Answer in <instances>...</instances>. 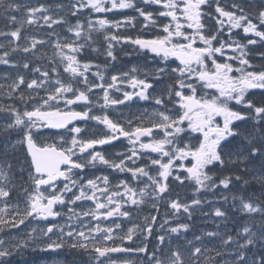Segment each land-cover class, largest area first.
I'll use <instances>...</instances> for the list:
<instances>
[{
	"label": "snow or ice",
	"instance_id": "1",
	"mask_svg": "<svg viewBox=\"0 0 264 264\" xmlns=\"http://www.w3.org/2000/svg\"><path fill=\"white\" fill-rule=\"evenodd\" d=\"M142 3L144 7L133 0H69L67 6L57 5L77 18L71 24L43 4L0 0V16L7 22L0 28V65L13 70L0 76V264H15V258L28 249L59 255L66 248L87 257L81 264H129L115 255L128 253L143 254V264H264V65L257 69L247 58L245 45L233 40V31L242 30L245 37L259 38L247 39L248 45L264 42V0ZM22 8L26 14L18 19L15 13ZM125 9L138 12L143 28L155 26L160 34L133 39L111 31L126 28L132 17L81 23L85 10L90 16ZM156 17L166 22L157 23ZM209 20L215 21L214 28ZM57 24H67L72 35L54 42L25 35V25L53 29ZM93 32L103 34L104 54L110 61L117 60L114 49L122 43L143 52L144 65L118 71L109 82L99 65L78 58L85 48L98 51L92 47ZM47 35L53 36L54 30ZM224 35L232 42L225 41ZM44 45H51V56L41 55ZM225 48L233 55H226ZM259 55L264 61V52ZM42 59H47V66L35 63ZM170 59L178 64L169 63ZM121 84L126 87H118ZM110 89L121 95L113 96ZM257 89L259 93L253 91ZM200 90L213 91L201 94ZM256 95L259 101L252 98ZM92 96L97 97L95 102ZM137 100L155 105L147 123L134 124L125 118V127L119 116L111 115H122L117 106L131 108ZM61 102L66 110L59 107ZM78 103L83 105L80 110L67 107ZM93 106L100 112H94ZM73 121H83L85 127ZM88 121L104 128L99 134L85 135ZM49 138L54 142L48 143ZM121 138L128 148L112 158L105 155L102 146ZM189 139L198 146L185 142ZM189 159L190 166L185 163ZM138 160L146 162L141 165ZM97 164L129 173L130 178L113 184L107 174L85 175ZM173 183L194 186L192 199L172 197ZM201 192H211L216 199L205 201L197 195ZM228 193H232L231 203ZM82 201L91 202L87 211L68 208L69 221L77 219L78 224L58 227L49 222L38 236L33 228L14 238L26 221L55 219L61 215L56 205ZM161 202L172 212L165 213L157 230ZM146 203H151L156 215L124 231L123 220L131 219L133 211ZM197 211L217 227L188 239L183 234L191 225L180 217L191 221ZM169 215L179 221L175 226ZM235 216L246 222L235 235L222 234L220 224ZM138 233L144 234L143 239L138 240ZM154 233L158 243L150 252L145 241ZM205 236L210 243L219 238V246H206Z\"/></svg>",
	"mask_w": 264,
	"mask_h": 264
},
{
	"label": "rangeland",
	"instance_id": "2",
	"mask_svg": "<svg viewBox=\"0 0 264 264\" xmlns=\"http://www.w3.org/2000/svg\"><path fill=\"white\" fill-rule=\"evenodd\" d=\"M17 3H20V4H25V3H28V4H31L33 6H38L40 4H43L47 7H49L50 9V13L53 14V15H56V16H63V17H66V19L69 21V23L71 24H75L76 23V17H72L70 15H68L66 12L64 11H61L59 8H57V5H65L67 6L68 3H69V0H16ZM133 3L135 5H138L140 7H144L143 3H142V0H133ZM155 7V6H153ZM86 12V15L85 16H82L80 17L81 19V23L83 24H87V20L88 19H92L93 21L97 20V19H115V20H123L125 18H116V17H112V16H109V13H100V14H97V13H92L90 16L87 15V10H85ZM26 14V9H21L20 12H17L15 13V15L19 18L23 17L24 15ZM138 16H139V13L138 12H135L134 14V18L136 19V24L134 26H127L126 28L125 27H121L120 29H112L111 31L112 32H116L120 35H123V36H128V33L129 32H133L130 37H132L133 39L137 38V37H140V34L142 32H150V29L154 28V26H149V28H143V24L145 23L143 21V17L139 16V20L141 22V25L139 23V20H138ZM128 17V16H126ZM156 20L157 22H160V21H165L166 22V18H163V17H156ZM40 24H43V21L41 20L39 22ZM18 26V25H17ZM67 27L68 25L67 24H57V25H53V29H48V28H43V27H37L35 25L33 26H28V25H25V35H31V36H36L37 38H44V39H50L52 40L53 42L56 40L57 37H60L61 39H63L64 37H67V36H70L72 35L71 33H69L67 31ZM54 30V35L49 37L47 35V33L49 32H53ZM155 30L156 32L159 31V29L157 27H155ZM205 31H207V29H205ZM236 30L233 31V33L235 32ZM155 32V33H156ZM127 33V34H126ZM155 33H149L150 35H155ZM243 33V32H242ZM250 37V36H249ZM249 37H245L244 34L242 36L243 40H247ZM23 43V41H22ZM115 43V42H114ZM102 46V47H101ZM251 46V45H245V50L247 51L248 50V47ZM92 47L93 48H96L98 49V51H92V48H85L83 50V54L78 56L79 59L83 60V61H89L88 58H83L84 55H88V57L91 59V54H95L97 55L96 59L93 60L94 62H92L93 64H97L100 66L99 70L105 75L106 79H108L109 82L110 81V76L112 74H115L116 72L118 71H128L129 69H131L134 65H138V66H141L142 67V62L138 61V59L136 60H132V61H127L125 56L126 55H131L129 56V58H138V55H135V54H131L135 48V46L133 45H129V44H122V43H116V47L114 49L115 51V54L117 56V60L116 61H110L109 58L106 57V55L104 54L105 52V49H106V41L104 40V36L102 33H96V32H93L92 33ZM128 47V48H126ZM52 51L53 49L51 48V45H44L41 47L40 49V53L41 55H43L44 53H47L48 56H51L52 54ZM225 54L226 55H233V53L230 51V49H226L225 50ZM238 55V53H236ZM15 59H19V55H17L16 57H14ZM83 58V59H82ZM40 62L39 63H35L36 64H40L41 66H47L48 65V61L47 59H42V60H39ZM114 64H116L117 66L114 67ZM144 65V64H143ZM96 69H92V71H95ZM111 71V73H110ZM9 72H13L12 69H8L6 68L5 66L3 65H0V76H3L4 74L6 73H9ZM61 73H62V68H61ZM110 73V74H109ZM14 74V73H13ZM65 77L67 76V74H63ZM142 75V73H141ZM89 76H90V79L92 80H96V77L94 76H91V73H89ZM0 83H2V81H0ZM82 86V85H81ZM118 87H121V88H125L126 85L124 84H121V85H118ZM128 91H132L131 88H127ZM99 91V90H97ZM187 91V90H186ZM204 91H207V92H211L212 90H200V93L202 94ZM259 89L255 90V92L259 93ZM110 92L113 96H120L121 93L119 92H115L114 90H111L110 89ZM102 95V94H101ZM259 97V95H258ZM92 99L93 101L95 102L97 97L96 96H92ZM260 99V97L258 98V100ZM103 101L101 100V103ZM138 103H144V104H147V103H151V102H147V101H138ZM122 106V105H121ZM236 106V105H235ZM59 107L62 109V110H66L65 109V105L63 102H61L59 104ZM68 108H71L72 110H80L83 106H78V105H70V106H67ZM119 107V106H117ZM155 107V105L153 104V108ZM236 107H239V106H236ZM93 111L94 112H97L99 113L100 110L98 108H96L95 106H93ZM151 113L152 111H150L147 115V118L143 119L142 116L138 115L139 119L137 118V122L135 121L134 124H137L140 122V120H144L145 123H147L149 121V119L151 118ZM111 115L113 117H116L115 116V113H111ZM118 117V116H117ZM120 118V122L122 124L125 125V127H127V124L125 123V117H121L119 116ZM93 124L91 125H88L87 124V131L85 132V135H93V134H99V130L100 129H103L104 126L103 125H97L95 121H92ZM81 127H85V125H81ZM147 139V138H146ZM145 139V140H146ZM44 141L41 140L40 143H43ZM48 143H53L54 140L53 138H49L47 140ZM56 143H59L58 140H56ZM190 146L192 145H195V146H198V143L195 141V139H191L190 140V143H189ZM128 148V144H127V141L126 140H122V148H118V147H115L114 149L116 150L114 153H116L117 151H125L126 149ZM105 155L106 152L104 153ZM155 155V154H154ZM146 161L144 160H138V163L139 164H144ZM185 163H188V161H185ZM95 174L97 176L99 175H105L107 174V172H104L103 170H98V171H90L88 173H86L85 175H88V176H92V174ZM126 176H128L130 178V174L129 173H125ZM112 175H118L117 173H112ZM153 175H155V173H153ZM111 177V176H110ZM76 178V177H74ZM124 177H122L121 175H119V178H115V180L110 179V181H115V183H118L117 181L119 179H123ZM114 183V184H115ZM135 184V182H133ZM174 185H176L175 187L172 188V192L173 191H177L175 195H172V197L176 198L178 196V198L181 200V201H190L193 197V188L194 186H180L178 184H175L173 183ZM60 186L62 187L63 184H60ZM141 187L143 185H140ZM254 187H257L256 185H253ZM238 189L237 188H234L233 191L236 192ZM184 193V195H183ZM245 196H247L248 194L247 193H243ZM69 196H71V193L68 194ZM198 196H200L201 199L207 201L208 199H216V197H213L212 196V193L211 192H201V193H198L197 194ZM220 193L218 192L216 194L217 197H219ZM229 195V203H231V195L232 193H228ZM91 202L90 201H82V202H77L76 205H68V206H60L59 205V208L61 212V215L59 217H56L55 219H52V218H49L48 221H36V220H32L30 223L28 221L25 222L24 225H21L20 228H21V231L19 233H17L16 237L14 238H19V237H23L25 235L26 232H30L33 228L36 229V232L33 233L34 236H38L40 234V229L47 226L49 224V222L53 223V224H56L58 227H61V226H67L68 223H73V224H78L79 221L77 219H73L72 221H69L68 217L70 215H72V213H69L68 211V208L69 207H72V208H75V211L76 212H79V213H82L83 211H87L88 210V205H90ZM81 205H83V207H81ZM0 206H3V205H0ZM94 207V205H93ZM204 207L208 210H210L209 208V205L207 203H205ZM138 209V214L134 211H133V215H132V218L131 219H127V220H123V218H121L123 220V229L124 231H127L128 228L130 227H134L138 220V224H143L144 223V218L146 216H149L150 214L151 215H156V211L155 209L152 207L151 203H146L145 205H142L140 208H137ZM159 215H158V223L155 225V227L157 228V230H159V224L160 223H163L164 219H165V213H169L171 214L172 212V209H170L169 207H167V204L166 203H163L161 202L159 204ZM82 219H84L85 221H87L88 217H82ZM171 221V224L173 226H175L179 221L176 220L175 218L171 217V215H169L168 217ZM181 220H185L186 222H188L190 225H191V228H192V223L191 222H194V226H196L193 230H197V234L196 235H202L203 234V230H216V224L212 223L210 220H209V217L207 216H203L201 215L198 211L194 214L193 218L191 221H187L186 220V217L185 216H181L180 217ZM213 219H216L213 217ZM245 219L244 218H241L240 216H235V217H229L228 221L226 223H221L220 224V232L223 234L225 232H231L233 235H235V231L236 229L239 227V225L245 223ZM105 223H109V222H105ZM190 233V235H189ZM57 235H59V232L57 231ZM143 233H138L137 234V238L138 240L140 239H143ZM184 236H186L188 239H192L193 238V232L192 230H190L189 232L187 233H184L183 234ZM56 237L54 236L53 239H55ZM154 239V242H152V244H148V248H149V251L151 252L153 247L158 243V241L155 239V233L153 234V236L151 237ZM67 239V238H65ZM205 244L206 246H216L218 247L219 246V238H217V240L214 242V243H210L209 242V238L205 236ZM147 241H145V243H147ZM174 243H175V239H174ZM179 243L183 244L184 243V240L181 239L179 241ZM135 246V245H133ZM40 253V255H42L41 257L39 258H35L36 257V254L39 255L38 253ZM79 256L75 255L74 253L71 252V250L69 249H65L61 254L59 255H56V254H50V253H47V252H41L39 250H36V251H32L31 249H28L23 257H16L15 258V264H36L35 261H37L38 264H40V262H42V264H55V262H58V261H64L65 259L66 260H70V259H75ZM125 259H127L129 261V264H143L144 260L146 259L143 255H139L138 257L136 256H127V257H124Z\"/></svg>",
	"mask_w": 264,
	"mask_h": 264
},
{
	"label": "trees",
	"instance_id": "3",
	"mask_svg": "<svg viewBox=\"0 0 264 264\" xmlns=\"http://www.w3.org/2000/svg\"><path fill=\"white\" fill-rule=\"evenodd\" d=\"M7 22L0 16V28H4Z\"/></svg>",
	"mask_w": 264,
	"mask_h": 264
},
{
	"label": "water",
	"instance_id": "4",
	"mask_svg": "<svg viewBox=\"0 0 264 264\" xmlns=\"http://www.w3.org/2000/svg\"><path fill=\"white\" fill-rule=\"evenodd\" d=\"M76 121H73V124L75 123Z\"/></svg>",
	"mask_w": 264,
	"mask_h": 264
},
{
	"label": "bare ground",
	"instance_id": "5",
	"mask_svg": "<svg viewBox=\"0 0 264 264\" xmlns=\"http://www.w3.org/2000/svg\"><path fill=\"white\" fill-rule=\"evenodd\" d=\"M253 188H256V187L253 186Z\"/></svg>",
	"mask_w": 264,
	"mask_h": 264
}]
</instances>
